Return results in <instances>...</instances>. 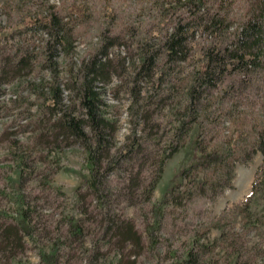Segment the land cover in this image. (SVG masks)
Masks as SVG:
<instances>
[{
	"label": "rangeland",
	"instance_id": "obj_1",
	"mask_svg": "<svg viewBox=\"0 0 264 264\" xmlns=\"http://www.w3.org/2000/svg\"><path fill=\"white\" fill-rule=\"evenodd\" d=\"M262 3L0 0V211L4 214L0 220L14 224L20 217L23 195L31 206L35 229L33 238L27 236L24 250L16 249V258H5L0 264H44L41 250L67 235L65 221L75 204L91 203L97 210V201L86 185L92 164L84 146L76 139H56L50 131L59 110L63 113L66 106L81 110L75 79H80L89 65L101 59L110 71V82L97 86L109 104L107 111L120 119L119 144L133 130L141 134L147 125L150 135L145 138L150 143H160L161 134V145H168L204 54L215 53L214 48L224 50L234 33L262 13ZM50 14L63 28L62 46L42 26L44 15ZM212 18L217 19V26H212ZM177 24H187L181 29L185 31V59L167 53L166 40ZM145 55L154 57L151 70L142 61ZM54 85L62 94L59 110L44 106ZM139 89L144 97L141 103L152 115L150 123L132 112L137 108L134 98H138ZM197 90L199 109L213 111L209 118L198 113L202 147L211 151L217 147L224 150L230 142L235 145L231 152L225 151L223 164L210 169L200 166L198 180L215 179L233 166V186L216 198L210 192H196L192 198L179 196L183 205L160 204L165 196L171 201L168 192L179 184L183 170L199 161V123L194 124L185 145L166 162L150 202L127 206L126 196L121 194L128 191L124 188L113 196L143 236L145 248L137 264H188L185 260L191 250L197 254L193 264H264V226H255L252 214L256 209L264 212V153L256 149L257 136L264 130V65L255 70L230 65L215 86ZM156 122L162 128L159 135ZM153 163H146L142 176L153 177ZM21 169L24 179L19 186ZM195 174L190 172L185 183ZM127 177L125 172L113 175L110 185L121 189L129 184ZM254 183L258 192L249 201ZM80 185L81 192H87L82 201L76 194ZM87 225L91 238H96L101 232L98 224ZM62 253L61 264H85L82 249ZM114 255L111 251L109 259Z\"/></svg>",
	"mask_w": 264,
	"mask_h": 264
},
{
	"label": "trees",
	"instance_id": "obj_2",
	"mask_svg": "<svg viewBox=\"0 0 264 264\" xmlns=\"http://www.w3.org/2000/svg\"><path fill=\"white\" fill-rule=\"evenodd\" d=\"M262 4V13L256 19L252 18L248 24L234 33L233 40L224 50L214 48L215 53L207 52L204 54L202 64L195 75V85L187 92L184 113H178V125L168 145H161L162 136L160 132L162 128L159 122L154 124L157 127L156 134H160V143L153 144L148 141V138H145V136L150 135V131L146 132V125L141 134L137 130H133L132 133L128 134L127 140L123 144H119L117 135L120 130V119L114 113L107 111L106 108L109 104L104 100L102 92L98 90L97 86L99 82L109 83L111 80L110 71L106 68V63L103 60L94 61L87 67L86 73H83L80 79H75V82H79L76 89L79 94L81 110L76 108L70 110L68 109L69 106H66V110L63 109L64 112L62 113L59 110L62 94L54 85L52 94L46 97L44 106L59 110L58 113L60 114L51 124L50 131L55 133L56 139L61 138V140L66 141L76 139L84 146L92 164L91 177L86 181V185L97 201V210L91 207V203L88 205L87 203H76L73 213L65 221L68 226L67 235H62L55 241H51L48 249L41 250L42 263L61 264L62 252L66 255L74 250L82 249L86 253L85 264H137L138 258L143 254L145 248L143 236L137 229L135 222L125 215L124 207H118L113 196L124 188L128 191L121 194L126 196L127 206L150 202L163 177L166 162L185 145V140L196 123H199L196 141L197 148L201 153L199 161L183 170L179 184L168 192L172 196L171 201L169 197L165 196L160 204L183 205L184 203L179 196H182V199L184 197L192 198L196 192L200 195L210 192L211 196L216 198L226 187L233 186V166L228 167L226 173H221L215 179L198 180L201 172L200 166L204 169H210L214 165L223 164L225 155L227 156L225 151L231 152L235 149V145L230 142L224 150L217 147L211 151L202 147L200 142L202 128L198 113L209 118L213 111H204L203 113V110L199 109L197 89L201 88L204 91L215 86L230 65L233 66V69L238 67L241 70H255L260 65H264V0ZM216 20L211 21L213 27L217 26ZM41 23L43 27L50 30L58 44L62 46L65 42L62 35L63 28L60 27L57 17L54 14L44 15ZM186 26L187 24H177L175 31L168 35L166 40L167 53L171 57L179 55L182 59L187 58L185 31H183L184 33L181 31ZM142 61L149 65L150 70L155 65L153 56L148 59L145 55ZM159 86L160 80L157 81L156 88ZM137 95L138 98H134L137 108L132 112L136 111L141 119L144 116L150 123L148 120L152 119V115H149L148 110L145 111L144 104L141 103L144 97L140 89ZM144 132H146L145 135ZM239 136L240 133L238 138ZM257 144L258 148L256 149L264 153V130L258 134ZM148 161H154L153 164H156L153 177L150 179L141 175ZM23 162L25 161L22 160ZM260 170L263 169L260 168ZM260 170L257 173L258 176ZM193 171H196V174L191 177L189 182L185 183L186 176ZM23 172L21 169L19 186L22 185L24 179ZM121 172L128 174L129 184L127 186L124 184L121 189H118V187L110 185V178ZM190 182L191 186L188 184ZM81 187L82 185L78 186L76 194L77 199L82 201L87 192H81ZM262 188L263 192L264 184ZM257 192V184L254 183L249 201L257 195ZM21 198L20 217L15 219L14 224H3L0 220V262H3L5 258H16L15 251L16 249L24 250L27 236L33 238L35 229L32 225L31 206L26 203L23 195ZM160 211L158 206L157 212ZM253 212L255 226H264V212H259L258 209L253 210ZM3 215L0 211V217ZM87 222L98 224L101 232H97L96 238H91V231ZM219 226L224 229L223 225ZM104 240L105 242H103ZM111 251H114L115 255L110 260ZM238 259L239 257H236V262ZM185 262L188 264L197 262V254L194 250L188 252ZM237 264L239 263L237 262Z\"/></svg>",
	"mask_w": 264,
	"mask_h": 264
}]
</instances>
